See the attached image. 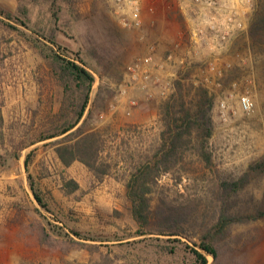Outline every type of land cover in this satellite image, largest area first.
<instances>
[{"label":"rangeland","instance_id":"1","mask_svg":"<svg viewBox=\"0 0 264 264\" xmlns=\"http://www.w3.org/2000/svg\"><path fill=\"white\" fill-rule=\"evenodd\" d=\"M125 1L0 0L13 16L0 17V157L7 158L0 166V264H201L192 249L208 264H264V43L249 35L264 0H251L250 9L241 3L246 28L226 43L209 22L237 7L231 2L196 13L190 0H139L133 23ZM52 34L65 58L82 60L94 75L73 132H100L101 161L110 166L104 177L79 161L60 162L53 142L64 136L41 141L56 127L64 97L51 64L56 48L43 39ZM146 57L164 67L150 80L131 70ZM184 75L188 102L198 86L214 98L206 146L212 163L195 143L183 144L185 154L148 196L141 226L126 185L159 149L162 105ZM243 95L254 103L249 113ZM223 216L229 223L214 240V258L198 246Z\"/></svg>","mask_w":264,"mask_h":264},{"label":"trees","instance_id":"2","mask_svg":"<svg viewBox=\"0 0 264 264\" xmlns=\"http://www.w3.org/2000/svg\"><path fill=\"white\" fill-rule=\"evenodd\" d=\"M0 17L9 21L13 18L10 13L1 7ZM249 35L255 42L261 41L260 43H264V40H262L264 39V9L253 14L249 23ZM43 39L56 48V51L51 50V64L55 70L56 78L63 88L64 97L57 119L54 122L56 127L41 141L64 136L53 142L60 162L68 167L79 161L98 177H104L109 174L110 166L101 161L103 142L100 132L97 130L84 131L82 127L73 132L88 109L95 82L94 75L82 60H70L61 54L55 35L52 34L50 38L45 37ZM187 79L188 77L184 75L175 82L174 94L162 105V121L165 129L160 133L161 144L159 149L153 159L139 164L126 185L127 195L132 204V216L141 226L147 222V212L150 208L148 196L152 193L153 187L157 185L158 178L163 173L171 171L170 163L178 156L185 154V152L180 151L183 144L193 145L195 143L198 155L202 157L205 164L209 166L212 163V158L208 154L206 146L213 134L210 111L213 107L214 98L208 89L198 86L195 88L193 99L188 102L185 98V82ZM30 157L31 154L25 162L27 169ZM6 160V157H0V166H3ZM29 183L35 199L40 205H43L31 176H29ZM74 187L76 189L77 184L74 183ZM228 223V218L223 216L216 228L217 231L213 230L204 237L198 246L199 249L216 258L217 252L213 244L214 240L217 239L219 233L223 232ZM75 235L78 236V234ZM192 251L201 264H208V260L203 253L196 249H192Z\"/></svg>","mask_w":264,"mask_h":264},{"label":"built area","instance_id":"3","mask_svg":"<svg viewBox=\"0 0 264 264\" xmlns=\"http://www.w3.org/2000/svg\"><path fill=\"white\" fill-rule=\"evenodd\" d=\"M119 2H126L125 0H118ZM232 3L237 5L236 8L229 6L227 9L225 6L228 3ZM241 3L247 5L246 7L250 9L251 0H190L189 4L192 9L197 13V8H211V9H227L224 15L217 16L214 14L211 16V20L209 22V30L214 33L216 38L221 43H226L231 39L234 35L233 30H241L246 28V23L244 21V16L247 14L248 10L243 9ZM127 4L131 7L133 11V17L131 18L133 23H139L140 16V5L139 0H128ZM233 6V5H232ZM222 20V23L218 21ZM202 33V31H200ZM164 69L163 65L153 66L152 58L146 57L142 60L136 62L134 67L131 69L133 73L141 72L146 80H150L152 78V72H162ZM133 79L137 80V75H133ZM240 105L245 112H251L254 109V103L248 95H243L240 97ZM224 108V104H222Z\"/></svg>","mask_w":264,"mask_h":264}]
</instances>
